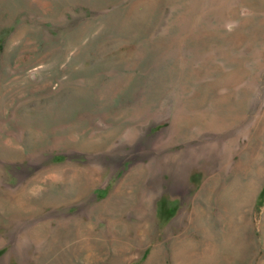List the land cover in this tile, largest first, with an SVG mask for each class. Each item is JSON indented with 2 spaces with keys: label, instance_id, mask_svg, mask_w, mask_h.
<instances>
[{
  "label": "rangeland",
  "instance_id": "374dc122",
  "mask_svg": "<svg viewBox=\"0 0 264 264\" xmlns=\"http://www.w3.org/2000/svg\"><path fill=\"white\" fill-rule=\"evenodd\" d=\"M0 264H264V0H0Z\"/></svg>",
  "mask_w": 264,
  "mask_h": 264
},
{
  "label": "bare ground",
  "instance_id": "6f19581e",
  "mask_svg": "<svg viewBox=\"0 0 264 264\" xmlns=\"http://www.w3.org/2000/svg\"><path fill=\"white\" fill-rule=\"evenodd\" d=\"M209 250V249H208Z\"/></svg>",
  "mask_w": 264,
  "mask_h": 264
}]
</instances>
